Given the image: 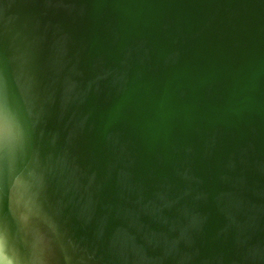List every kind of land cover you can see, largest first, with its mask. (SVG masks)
<instances>
[{
  "label": "water",
  "instance_id": "1",
  "mask_svg": "<svg viewBox=\"0 0 264 264\" xmlns=\"http://www.w3.org/2000/svg\"><path fill=\"white\" fill-rule=\"evenodd\" d=\"M0 264H264V0H0Z\"/></svg>",
  "mask_w": 264,
  "mask_h": 264
}]
</instances>
